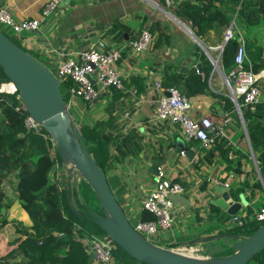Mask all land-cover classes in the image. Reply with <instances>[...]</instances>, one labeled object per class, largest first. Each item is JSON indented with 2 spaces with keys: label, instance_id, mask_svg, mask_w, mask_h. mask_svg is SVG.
<instances>
[{
  "label": "crops",
  "instance_id": "obj_1",
  "mask_svg": "<svg viewBox=\"0 0 264 264\" xmlns=\"http://www.w3.org/2000/svg\"><path fill=\"white\" fill-rule=\"evenodd\" d=\"M47 1L0 0V4L6 6L16 19L21 20L39 17ZM170 2L171 6L166 5V0H60L57 8L41 23L37 31L32 32V35H18L17 38L37 59L57 65L60 60L76 58L79 52L88 49L98 40L121 47L133 41L141 31L148 29L155 41L158 34L149 27L154 22L164 26L169 36L167 44L158 48L149 47L141 53H133L128 48L123 49L122 56L116 64L121 73L123 89L117 92L109 89L100 93L90 103L96 104L97 108L95 107L93 111L87 108L88 103L76 98L72 102L70 114L74 119L75 110L78 112L79 119H74L77 125L92 124L97 120L111 117L116 131L124 133L131 128L139 131L143 152L138 157L126 158L107 176L109 186L128 219L130 217L135 221L140 219L142 202L156 180V176L149 171L151 164L157 163L165 177L185 188L183 195L188 199V204L174 205L173 220L176 218L177 221L170 228L159 230L158 234L153 236L152 243L171 250L192 246L196 251L208 250L215 253L219 249L217 242H213L215 244L202 242L204 237L217 234L221 227L217 219L209 218V204L220 198L215 187L218 184H229V196L241 205L236 213L239 215L264 206V187L251 159H243L242 172L236 173L227 168V159L218 151L213 153L212 158L209 156L208 158L205 156L208 149L202 148L198 140L193 141L184 137L178 125L157 118L155 103L159 91L155 87V82L161 77L164 78V74L169 76L174 71L184 72L191 68L196 69L195 65L198 63L202 65L200 51L207 56L212 68L205 93L188 97L193 103L191 113L196 117L209 115L213 121L219 123L225 111L219 107V100L212 95H228L224 91L228 89L227 85L223 84L224 76L219 72L221 57L218 56L228 27H220L218 31L210 30L202 39L197 37L208 51L207 55L181 24L170 16L171 9L174 8L173 0ZM177 19L189 28L186 22ZM114 22H120L128 28V32H124V37L119 41H112L108 33ZM263 27L260 25L245 29L242 35L245 39L253 37L257 38L259 43L264 42V37L256 35L259 32L264 33ZM213 60L217 62L216 65ZM182 63L188 64L184 70L181 69ZM161 86L166 88L162 83ZM2 88L12 91L14 84L4 83ZM231 117L234 131L228 133L234 134V137L227 133V139L233 151L246 153L244 139L241 136L243 130L235 125L236 122L232 115ZM177 138L183 142L185 150L191 153L186 155L176 148ZM233 151H229V159L236 156ZM257 180L260 181V188L256 185ZM244 184L243 191L237 193ZM240 196H243L246 203L241 201Z\"/></svg>",
  "mask_w": 264,
  "mask_h": 264
},
{
  "label": "trees",
  "instance_id": "obj_2",
  "mask_svg": "<svg viewBox=\"0 0 264 264\" xmlns=\"http://www.w3.org/2000/svg\"><path fill=\"white\" fill-rule=\"evenodd\" d=\"M173 3L172 14L186 22L199 39L210 30L218 31L220 27H229L234 21V37L226 41L221 51V67L226 74L234 67V54L240 43L239 34L245 29L264 24V0H173ZM149 29L158 34L150 47L158 48L167 44L169 36L164 26L154 22ZM124 32H128V28L120 22H114L108 30L112 41H119L124 37ZM245 47L248 61L244 62V66L247 68L250 64L256 72L264 69V42L259 43L257 38L253 37L247 38ZM198 50L200 51L199 48ZM200 60L202 61L200 73L195 68L184 72L174 71L169 76L164 74L160 82L164 87H176L186 97L205 93L212 64L202 51ZM43 63L50 70H56V65ZM7 82L10 80L0 66V87ZM73 85L71 79L59 77V90L65 101L69 98ZM111 89L114 92L118 91L115 88ZM260 89L261 99L255 104L254 110L241 106V112L264 182V88L260 86ZM212 96L219 100V107L222 110L235 112L234 104L228 95ZM238 102L241 105V99H238ZM27 116L28 113L17 90L14 92L0 90V187L9 182L11 176L16 179L14 190L27 220L26 222L19 217H9L4 213L7 205L1 202L5 194L0 189V242H5L10 248L0 256V264H103L93 262L94 259L83 239H90L96 235V229L104 231L82 214L75 213V210L83 208L76 198V190L69 186L64 187V184L61 187L58 182L50 181L51 171L63 160L54 140L45 129L36 131L25 127L24 120ZM111 121L110 117L92 124L78 125L87 150L106 176L126 158L138 157L144 150L142 137L136 128L124 133L118 132ZM241 136H244L243 133ZM215 151L227 159L228 169L236 173L242 172V160L248 159L247 154L239 150L233 151L227 138L218 137L205 156L212 158ZM229 151H233L236 156L229 159ZM83 181L92 191L93 197L99 201L90 186ZM256 185L261 187L259 180L256 181ZM244 187L245 184L239 190L237 188V193L243 191ZM72 197L78 209L73 207ZM96 211L102 213L101 207L98 206ZM209 211V218L217 219L221 227L225 226V222L231 216L222 212L214 203L209 204ZM247 213L253 212L247 210ZM140 219L154 220L155 217L143 208ZM261 225L262 223L252 219L243 223L238 231L221 228L218 233H235L240 237H248ZM231 248V252L225 255L234 252V248ZM112 257L113 264H148L134 259L116 243L112 249ZM252 261H257L255 264H264V248L247 264Z\"/></svg>",
  "mask_w": 264,
  "mask_h": 264
},
{
  "label": "built area",
  "instance_id": "obj_3",
  "mask_svg": "<svg viewBox=\"0 0 264 264\" xmlns=\"http://www.w3.org/2000/svg\"><path fill=\"white\" fill-rule=\"evenodd\" d=\"M59 2L60 0H48L44 4L39 17L21 20L16 19L6 6L0 4V27L9 28L16 36L22 32H35L39 29L41 23L46 20V17L57 8ZM166 5H171L170 0H166ZM230 26L224 34V41L234 37V21ZM153 40V34L148 29H144L133 41L121 47L112 46L104 40H98L88 49L79 52L76 58L60 60L56 65L58 76L69 78L74 83L70 88L69 98L65 101L67 111L70 113L72 102L76 98L91 103L100 93L111 88L123 89L121 73L116 65L122 56L123 49L128 48L133 53H141L149 49ZM239 40L240 43L236 48L233 59L234 67L228 74L223 73L224 81L229 96L235 97L237 101L241 99V105L238 102L240 108L243 106L254 110L255 104L260 101L262 95L259 82L264 78V69L256 72L250 64L247 68L244 66V62L248 61V58L245 38L241 33L239 34ZM222 49L223 47L220 46L219 57H221ZM155 87L159 91L155 103V114L158 119L178 125L184 137L198 140L204 149L211 148L218 137L227 138L225 130L232 121L231 112H225L222 121L219 123L206 115L196 117L191 113L193 109L192 101L182 95L176 87L163 88L160 80L155 82ZM0 90L4 91L2 86ZM14 91L15 88L12 92ZM166 92L169 95H166ZM71 121L78 127L72 116ZM24 124L26 128L36 131L42 128L29 114L25 118ZM222 185L229 188L228 183ZM184 192L185 188L180 183L165 177L164 173L159 170L152 189L142 202V208L153 214L155 219H139L131 224L132 227L140 236L152 242L151 237L158 234L159 230H165L172 226L175 204L170 199V195L183 194ZM250 216L263 224L264 206L249 214L248 218ZM229 218V222L227 220L226 224H230V227L241 226L244 223V218L239 214L231 215ZM85 241V245L95 262L113 264L112 249L115 242L109 235L105 233L102 237L93 236ZM177 250L196 251L193 247H183Z\"/></svg>",
  "mask_w": 264,
  "mask_h": 264
},
{
  "label": "water",
  "instance_id": "obj_4",
  "mask_svg": "<svg viewBox=\"0 0 264 264\" xmlns=\"http://www.w3.org/2000/svg\"><path fill=\"white\" fill-rule=\"evenodd\" d=\"M170 16L178 24H181L208 55V51L193 32L175 16L172 14ZM225 43L226 41L223 42L222 47ZM212 62L216 65L214 60ZM182 65V70L188 66L185 63H182ZM0 66L10 82L14 84L15 90L19 92V98L24 109L51 135L62 160L72 162L74 168L97 196L102 213L95 212L86 206L82 210H75V213L82 214L98 225L131 257L148 264H247L255 254L264 248V223L248 237H240L235 233L225 232L204 237L202 242H211L218 239L234 241L232 245L234 252L232 254L213 256L209 259L197 258L179 251L163 248L140 236L132 227L121 204L115 198L105 172L98 166L87 150L80 130L71 121V115L67 111L65 100L59 90L58 71L50 70L42 61L18 46L1 30ZM195 67L197 72L200 73L201 64L198 63ZM166 95H169L168 92H166ZM231 98L248 141L255 170L264 187L241 108L237 99L233 96ZM176 148L186 155L191 153L185 150L186 147L179 138H177ZM149 171L157 176L159 165L157 163L151 164ZM215 190L220 194V198L213 200L212 203L228 215H234L240 210L241 205L234 202L229 196L228 188L218 184ZM240 197L241 201L246 203L243 196ZM170 199L174 204L180 203L183 206L188 204V199L183 194H171Z\"/></svg>",
  "mask_w": 264,
  "mask_h": 264
},
{
  "label": "rangeland",
  "instance_id": "obj_5",
  "mask_svg": "<svg viewBox=\"0 0 264 264\" xmlns=\"http://www.w3.org/2000/svg\"><path fill=\"white\" fill-rule=\"evenodd\" d=\"M263 25L264 24H262L261 27H263ZM0 30L2 32H4V34L6 36H8L10 39H12L16 44H18L20 47H22L25 51H27L31 55H34V53L31 50H27V48L23 46L22 41L19 38H17L16 34L14 32H12L9 28H5V27L1 26ZM27 34H31L32 35L33 33L32 32H22L20 35L21 36H25ZM256 35H258L260 38L264 37L263 36L264 33H262V32L256 33ZM219 63H218V66H219ZM219 72H220L221 75H223V73H224V71L221 69V67H220V71ZM7 83H10V82H7ZM223 84H226L224 79H223ZM260 86H261V88H264V78L260 80ZM0 89H1V87H0ZM4 91L7 92L6 90H4ZM224 91L226 92V94H228L226 89H224ZM8 92H12V91H8ZM228 96H229V94H228ZM230 99H231V97H230ZM87 103H88L87 104V108L90 111H93V109L96 107V104L90 105L89 102H87ZM234 109H235V107H234ZM71 111L73 112L74 110L72 109ZM73 115L76 118V120L79 119V114H78V112L76 110H75ZM231 115L233 116V119L236 122L235 125L238 126L239 128H241V130H243V127L240 124V119L238 117V114H237L236 110H235L234 113L232 112ZM207 116H209V115H207ZM85 119H86V117L84 116V120ZM238 122H239V124H238ZM232 126H234L233 123H230L229 126L226 127L225 132L228 133V131H230L231 133H233L232 131H234V129H233ZM231 133H228V135L233 138L234 134H231ZM243 134H244V132H243ZM243 139H244V143H243L244 144V152H246L245 154H247L248 159L249 160L251 159L250 161L253 162L252 156H251L250 151H249L250 150L249 149V144H248V141L246 140L245 135L243 136ZM82 179L83 178H82L81 174L74 168V166H73V164L71 163L70 160L62 161L60 163L58 162L56 164L55 168L50 173V181L58 182V184L61 187H63V184H64V187H68L69 186L72 190H76L77 191L76 198L79 199V201L81 202V205H82L81 207L86 206V207L90 208L91 210L97 212L96 210L98 209V206H100V204H99L100 202L97 201V199L93 197L92 191L84 183V181H83L84 179L83 180ZM15 182H16V179L11 176L10 181L9 182H5L4 185H1V187H0L1 191L5 194L3 196L1 202L3 204L7 205V208L5 209L4 213L6 215H8L9 217H19L21 220H25L27 222L26 215L24 214V211L20 207V204H19V202L17 200V195H16V192L14 190ZM71 203H72L74 208L77 207L76 202L74 200V197H72ZM76 209H78V208H76ZM255 210L256 209H251V213L254 212ZM240 215L244 218V224L246 223L247 220H252L253 219V217H251V216L248 218L249 214L247 213V211L245 213H240ZM175 217H177V216H175ZM229 219L230 218H228V222H229ZM129 221L131 222V224H133L135 222V219L130 217ZM176 221H177L176 218H174L173 223H175ZM239 227H241V226H231L230 227V224H226V222H225V226L220 227L219 229H221V228L222 229H233L235 231H238ZM96 230H97V233H96V235H94L95 237H102L105 234V232H102L99 229H96ZM152 238L153 237H151V241H153V239H154V238L153 239ZM86 239L87 238L83 239V243L84 244H86V241H85ZM215 241L218 243V247H219V249L216 250L215 253H210L208 250H199V251H192V252H188V250H176V249H173V250L182 252L184 254H187V255H190V256H193V257L203 258V259L211 258L212 257L211 255H213V254H217L218 256H224L225 254H228L229 252H231V250H232L231 247H232V245L234 243L233 240H230V239H218V240H215ZM211 242H213V241H211ZM215 243L206 242V244H215ZM184 247L189 248V246H184ZM9 250H10V248L8 246H6L5 242L1 241L0 242V256L4 255ZM93 262L95 263L94 260H93ZM256 262L257 261H252L250 264H255Z\"/></svg>",
  "mask_w": 264,
  "mask_h": 264
},
{
  "label": "bare ground",
  "instance_id": "obj_6",
  "mask_svg": "<svg viewBox=\"0 0 264 264\" xmlns=\"http://www.w3.org/2000/svg\"><path fill=\"white\" fill-rule=\"evenodd\" d=\"M72 163V162H71Z\"/></svg>",
  "mask_w": 264,
  "mask_h": 264
}]
</instances>
